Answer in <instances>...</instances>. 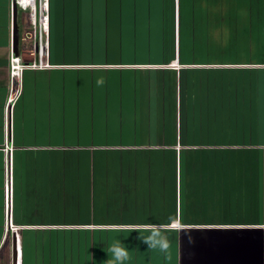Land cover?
I'll list each match as a JSON object with an SVG mask.
<instances>
[{"label":"crops","instance_id":"0c3cea01","mask_svg":"<svg viewBox=\"0 0 264 264\" xmlns=\"http://www.w3.org/2000/svg\"><path fill=\"white\" fill-rule=\"evenodd\" d=\"M228 4L264 0H49L48 68L24 69L9 104L12 9L0 0V264H12V235L17 264H264V56L198 63L203 46H183L192 27H224L211 8ZM69 51L86 58L52 63ZM59 72L112 107L77 115L76 137L100 129L111 145H56L57 128L71 133L57 127Z\"/></svg>","mask_w":264,"mask_h":264},{"label":"rangeland","instance_id":"374dc122","mask_svg":"<svg viewBox=\"0 0 264 264\" xmlns=\"http://www.w3.org/2000/svg\"><path fill=\"white\" fill-rule=\"evenodd\" d=\"M239 5V4H237ZM237 5L229 6V4L226 6L228 9V12H223V11H218V6H213L212 9V14L210 15V19L215 22L214 20H218L217 23L218 24H223L224 27L218 26L217 29H208L206 28V22L204 23V27L202 29H200V31L202 32V34L200 33V31H198V33L192 37L193 32H194V28H190L188 34L185 33V35L183 36V46L184 48H189L191 49V47L193 46V44H191V42L193 41V43H196L197 45H200V48L204 49V52H195L193 53L192 57H191V61L193 62H198V63H215V62H224V61H233V60H224V57L226 56V58H231L232 57H238V59H236L235 61H246L243 59H248L251 61H257L258 59H263L262 56H264V50L262 52L259 51V49L264 48V42L260 41L258 42V38H260L259 36L261 35L262 37V33L264 30V6H261V4H256L253 5V8L246 11L243 10L241 7L239 9V7ZM238 9V10H236ZM263 9V10H262ZM200 13V10H197V14ZM226 14V16H225ZM26 13L18 10V14H17V21L19 22V28L20 31H24L27 30V24L25 23V20L23 19L25 17ZM219 15V16H217ZM230 15L232 17V15H239V17H241V19L243 18V16L248 17L247 19L249 20L248 25L246 24H239L235 25V22H231L230 20ZM246 17H244V20L246 19ZM233 19V18H232ZM240 19V18H239ZM246 19V21H247ZM220 20V21H219ZM211 21V22H212ZM241 21V20H240ZM202 23V22H201ZM231 23L233 25H231ZM203 24V23H202ZM211 30L214 31L216 30L217 33H212L208 34L207 31ZM262 31V33H261ZM187 37H189L187 39ZM200 37H202L200 39ZM194 39H196V41H194ZM262 39V38H261ZM21 41V40H20ZM198 42V43H197ZM23 43L24 42H20L21 45V50L23 48ZM82 43H84V39H82ZM187 44V45H186ZM191 44V45H190ZM77 44H74V46L76 47ZM86 45V44H85ZM30 45L28 46L27 51L30 50ZM54 52V50H53ZM70 51L67 53V56L69 58H67L66 56H62V58H60L59 56L55 57V59L52 61V63L58 61H63L65 63H73V62H80L85 60L86 57L80 58L79 60H77L76 56H70ZM208 58V59H207ZM89 60V59H88ZM90 60H93L92 58H90ZM260 61V60H259ZM27 62V61H26ZM79 70V69H77ZM100 75V74H99ZM90 77V76H89ZM94 79V87L97 86V82H96V75L91 76ZM106 79H103L102 77L100 78L99 76V81L102 82V84L107 85V82L110 80V78L108 79V76H105ZM53 87V92L57 93L59 96H63V100L66 103H63L62 105H66L65 106H60L58 105L57 107V127H60V125L63 127L66 125V129H70L71 133L68 134L65 133V137L62 134V132H65V130H59V128H57L58 130V134H57V138L56 140V145L57 146H64V147H74L77 145H81V146H91V145H98V144H103V145H111V138H102L104 135L102 134L101 130L99 129V131L97 130V124H96V128L94 127L96 133L93 132H86V130L82 133L80 132L79 138L76 137V133L74 132V130H72L75 127L74 124V120H76V116L79 115L80 119L79 120H83L86 121H90V117L93 115V117L99 112V113H103L104 111H106L107 113L111 112L112 107H110L111 105L107 106H102L100 104L101 99L96 100V98H94V100L91 99L90 97V93L88 90V87L86 85V79L83 77V75H79L78 73H74V72H66V73H62L59 72L57 73V75L55 77H53V80L51 81ZM109 84H111V80L108 82ZM30 84H32V75L31 74H26L25 77V85H27L26 87V96L28 94H30L31 92V88H30ZM97 84V85H96ZM81 88H78L79 86ZM99 86V85H98ZM42 90L44 92V88L42 87ZM80 95V96H79ZM77 97L80 98V100L77 99ZM109 99V98H108ZM58 104H61L59 102L58 99ZM111 104V103H109ZM94 105V106H92ZM95 105L101 106V107H97ZM66 114V119L63 120V118H61V116L64 114ZM69 117V118H68ZM68 119H71L68 120ZM33 121V119H30V121ZM95 121V120H94ZM30 124V123H29ZM28 125V124H27ZM72 132H74L72 134ZM100 134V135H99ZM42 140V139H41ZM97 193V192H96ZM97 200V199H96ZM98 203V202H97Z\"/></svg>","mask_w":264,"mask_h":264},{"label":"built area","instance_id":"2783aa9c","mask_svg":"<svg viewBox=\"0 0 264 264\" xmlns=\"http://www.w3.org/2000/svg\"><path fill=\"white\" fill-rule=\"evenodd\" d=\"M15 4L17 12L21 10L26 13L24 20L28 25L26 35L32 41L30 56L32 62L22 65L19 57H15L11 52L10 58V93L9 104L14 102L20 94V75L24 69H44L48 68V64H44L48 56V31H49V0H10V7ZM11 150L9 148V154ZM9 187L6 190V201L10 203V163H9ZM12 228V226H11Z\"/></svg>","mask_w":264,"mask_h":264},{"label":"water","instance_id":"95a60500","mask_svg":"<svg viewBox=\"0 0 264 264\" xmlns=\"http://www.w3.org/2000/svg\"><path fill=\"white\" fill-rule=\"evenodd\" d=\"M19 50V30L17 24V9L15 4H12V52L15 57H18ZM12 264H17V250L15 236L12 235Z\"/></svg>","mask_w":264,"mask_h":264},{"label":"clouds","instance_id":"9594fccd","mask_svg":"<svg viewBox=\"0 0 264 264\" xmlns=\"http://www.w3.org/2000/svg\"><path fill=\"white\" fill-rule=\"evenodd\" d=\"M115 255L117 260H122L127 258V254L120 248H115Z\"/></svg>","mask_w":264,"mask_h":264}]
</instances>
